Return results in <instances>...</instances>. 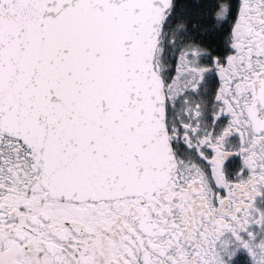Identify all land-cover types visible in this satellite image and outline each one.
Instances as JSON below:
<instances>
[{"label":"snow or ice","instance_id":"snow-or-ice-1","mask_svg":"<svg viewBox=\"0 0 264 264\" xmlns=\"http://www.w3.org/2000/svg\"><path fill=\"white\" fill-rule=\"evenodd\" d=\"M0 264H264V0H0Z\"/></svg>","mask_w":264,"mask_h":264}]
</instances>
